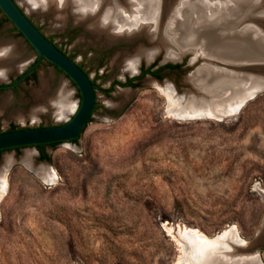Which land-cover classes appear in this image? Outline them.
I'll use <instances>...</instances> for the list:
<instances>
[{
	"label": "rangeland",
	"instance_id": "374dc122",
	"mask_svg": "<svg viewBox=\"0 0 264 264\" xmlns=\"http://www.w3.org/2000/svg\"><path fill=\"white\" fill-rule=\"evenodd\" d=\"M15 1L88 74L97 110L75 143L45 148L50 161L39 160L35 147L0 153V187L6 182L0 264H176L182 254L177 231L214 239L233 228L248 248L237 251L224 241L219 261L264 264V89L227 117H176L163 92L170 87L178 95L188 89L190 105L207 104L188 80L195 67L209 65L204 56L179 57L161 48L125 72L137 51L156 45L146 37L111 38L103 27L76 21L70 7L39 13ZM164 1L169 8L177 0ZM257 21L264 28V15ZM5 43L16 47L19 69L0 83L18 77L36 58L0 11ZM193 57L194 66L185 68ZM153 64L180 68L165 69L159 79H137L142 67ZM257 65L253 73L264 77V63ZM36 71L16 91H0V132L63 124L76 111L73 84L44 60ZM130 78L136 87L115 84ZM43 85L45 97L37 101L33 93ZM61 85L72 105L63 116L55 113L53 98ZM52 172L55 180L48 178Z\"/></svg>",
	"mask_w": 264,
	"mask_h": 264
},
{
	"label": "bare ground",
	"instance_id": "6f19581e",
	"mask_svg": "<svg viewBox=\"0 0 264 264\" xmlns=\"http://www.w3.org/2000/svg\"><path fill=\"white\" fill-rule=\"evenodd\" d=\"M20 2L28 10L39 13L53 10L52 7H56L58 13H62L61 10L65 6L70 7L76 21L90 22L91 27L95 29L103 27L105 34L111 38L117 36L116 34L134 38L146 37L150 43L156 45L148 51H137L122 68L125 72H132L136 62L144 57H152L161 48L167 54L178 53L179 55H176L179 57L184 54H193L195 57L199 55L201 58L204 56L202 59L209 65L196 68L188 80H192L198 92L202 93L204 103L207 100L206 105H190L194 98L193 95H188V91L178 95L172 87L169 91L162 90L167 99V111L176 117L193 119L227 117L236 114L247 99L264 89L263 75L253 73L255 70L252 68L258 66V63H264V30L258 21L253 23L254 19L255 21L258 18L262 19L264 15V0H177L169 8H164V0H20ZM100 29L97 30L102 31ZM16 55L14 45L0 44V81L5 80L6 75L17 67L14 65ZM193 59L194 57L190 63ZM195 60L197 61V58ZM258 71L262 73L261 69ZM45 87L43 85L33 93L35 100L41 101L45 97ZM66 89L65 85H61L53 97L56 103L54 104L56 110L55 108L53 110L60 116L72 108L67 99ZM197 98L199 99V96ZM49 99L54 103L51 98ZM43 108L45 109V106ZM37 113L36 110L31 115L36 116ZM48 178L54 179V175L51 174ZM5 193L4 180L0 187V199ZM177 237L182 254L176 264H225L216 256L217 251L223 249L224 241L237 251L247 246L234 228L214 239L187 229L183 232L177 231ZM232 264L238 263L234 261ZM243 264L248 263L243 260Z\"/></svg>",
	"mask_w": 264,
	"mask_h": 264
},
{
	"label": "water",
	"instance_id": "95a60500",
	"mask_svg": "<svg viewBox=\"0 0 264 264\" xmlns=\"http://www.w3.org/2000/svg\"><path fill=\"white\" fill-rule=\"evenodd\" d=\"M0 11L10 22L12 27L32 48L37 57L36 62L29 71L21 76L13 85L32 73L35 66L41 60H44L58 69L73 84L79 95L77 109L69 121L47 127L24 128L0 132V150L6 151L18 147H35L41 144L69 143L76 140L80 137L81 131L88 125L94 113L97 100L94 83L88 74L74 60L47 39V37L29 20L26 13L22 11L15 0H0ZM190 59L186 63L185 68H192L196 63V60L190 63ZM177 61L181 62L182 59ZM158 66L159 65L155 67ZM195 69L190 72V74H193ZM140 72L141 70L138 71V74ZM150 76L148 78H151ZM125 82L126 79L120 83ZM13 85L0 86V89L10 88ZM184 91L186 92L188 89H184L182 92Z\"/></svg>",
	"mask_w": 264,
	"mask_h": 264
},
{
	"label": "trees",
	"instance_id": "16d2710c",
	"mask_svg": "<svg viewBox=\"0 0 264 264\" xmlns=\"http://www.w3.org/2000/svg\"><path fill=\"white\" fill-rule=\"evenodd\" d=\"M154 66H155V64L151 65L148 68L142 67L141 68L140 75L137 77V79L143 78L146 74H150L151 76L159 79L160 77L158 75V72H160V71H162L164 69L175 70V69H179L180 68V65H177V64H175V65L174 64H165V65L159 66V67L155 68L154 70H152L154 68ZM135 80L136 79H134V78H130V79H127L125 83H119V82H117L115 84H118L120 86H125V87H127V86L128 87H136V84L134 83ZM90 121H91V118H90L89 122ZM11 130H14V129H11ZM83 130L81 131V133L83 132ZM78 138L76 140L71 141V142L75 143L78 140ZM57 144H60V143H51V144L36 145L35 148L37 149V152L39 154V160L50 161V157L45 152V147H47V146L54 147ZM20 148H22V147L15 148L13 150L18 151ZM4 151L5 150H0V153H2Z\"/></svg>",
	"mask_w": 264,
	"mask_h": 264
},
{
	"label": "flooded vegetation",
	"instance_id": "af4514ba",
	"mask_svg": "<svg viewBox=\"0 0 264 264\" xmlns=\"http://www.w3.org/2000/svg\"><path fill=\"white\" fill-rule=\"evenodd\" d=\"M16 31V30H15ZM36 59H37V57L35 58V61H34V63L36 62ZM34 63L33 64H31L25 71H23L18 77H16V78H14L13 80H9L8 82H1L0 83V86H11V85H13L21 76H23L24 74H26L28 71H29V69L34 65ZM39 64V63H38ZM38 64L35 66V68H34V71L32 72V73H30L29 75H27L24 79H22L21 81H19L17 84H15V85H13L12 87H10V88H6V89H0V91H5V90H17V89H19L20 87H21V85H22V83L24 82V81H26V79H28V78H35L36 77V68H37V66H38ZM159 67V66H158ZM155 68H157V67H155L154 66V68L152 69V70H154ZM165 70V69H164ZM164 70H162V71H164ZM162 71H160V72H158V75H160V73L162 72ZM150 75V74H149ZM6 80V79H5ZM3 81V80H2ZM135 82V81H134ZM96 106H97V104H96ZM95 106V109H94V111H96L97 110V107ZM46 148V147H45ZM20 149H22V148H20ZM19 149V150H20ZM46 152V151H45Z\"/></svg>",
	"mask_w": 264,
	"mask_h": 264
},
{
	"label": "crops",
	"instance_id": "0c3cea01",
	"mask_svg": "<svg viewBox=\"0 0 264 264\" xmlns=\"http://www.w3.org/2000/svg\"><path fill=\"white\" fill-rule=\"evenodd\" d=\"M52 174H53V172H52ZM54 175V174H53Z\"/></svg>",
	"mask_w": 264,
	"mask_h": 264
}]
</instances>
